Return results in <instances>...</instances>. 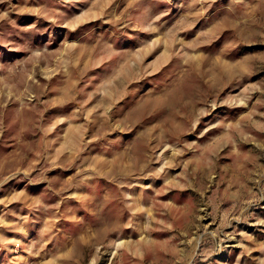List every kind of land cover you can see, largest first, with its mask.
I'll return each instance as SVG.
<instances>
[{
  "label": "rangeland",
  "instance_id": "obj_1",
  "mask_svg": "<svg viewBox=\"0 0 264 264\" xmlns=\"http://www.w3.org/2000/svg\"><path fill=\"white\" fill-rule=\"evenodd\" d=\"M0 264H264V0H0Z\"/></svg>",
  "mask_w": 264,
  "mask_h": 264
},
{
  "label": "bare ground",
  "instance_id": "obj_2",
  "mask_svg": "<svg viewBox=\"0 0 264 264\" xmlns=\"http://www.w3.org/2000/svg\"><path fill=\"white\" fill-rule=\"evenodd\" d=\"M198 65V64H197ZM192 66H193V64H192ZM196 68V67H195ZM75 141V140H74ZM55 154V153H54ZM61 154V153H60ZM62 155V154H61ZM55 156V155H54ZM58 156V155H57ZM54 158V157H53ZM62 162H63V160H62ZM113 163H115V162H113ZM94 171V170H93Z\"/></svg>",
  "mask_w": 264,
  "mask_h": 264
}]
</instances>
